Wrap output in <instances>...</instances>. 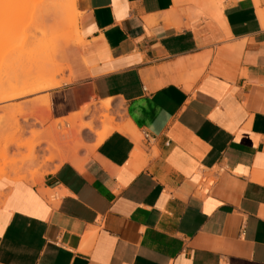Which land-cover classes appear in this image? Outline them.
<instances>
[{"label":"crops","instance_id":"0c3cea01","mask_svg":"<svg viewBox=\"0 0 264 264\" xmlns=\"http://www.w3.org/2000/svg\"><path fill=\"white\" fill-rule=\"evenodd\" d=\"M75 6L73 77L46 109L110 98L139 139L0 179V264H264V0Z\"/></svg>","mask_w":264,"mask_h":264},{"label":"rangeland","instance_id":"374dc122","mask_svg":"<svg viewBox=\"0 0 264 264\" xmlns=\"http://www.w3.org/2000/svg\"><path fill=\"white\" fill-rule=\"evenodd\" d=\"M51 1L0 0V178L42 177L63 161L65 121L52 118L45 101H48L49 90L71 82L73 77L67 54L70 46L77 45V39L76 29L70 26L67 15L73 9L78 11L74 2L62 10L64 13L53 15L55 2ZM22 5L25 6L23 10ZM58 80L60 83L56 87L14 99L11 97L24 85L43 86ZM97 105L98 102H91L89 112L78 121L79 125L94 117ZM33 110L39 114L40 121L24 117ZM107 113L113 115L116 123L121 116L120 109L114 106ZM94 123V129L100 131L106 121L94 120ZM81 139L82 147L76 152L78 162L94 150L96 142L93 131L88 128L82 130ZM59 152L62 153L60 158ZM50 155L53 158L47 160ZM25 181L34 184L32 179Z\"/></svg>","mask_w":264,"mask_h":264},{"label":"bare ground","instance_id":"6f19581e","mask_svg":"<svg viewBox=\"0 0 264 264\" xmlns=\"http://www.w3.org/2000/svg\"><path fill=\"white\" fill-rule=\"evenodd\" d=\"M42 1V0H41ZM53 1L55 3H53ZM54 5V9H53V15L54 14H59L62 10H64L65 7H70V5H73L75 0H52L51 1ZM22 8V9H21ZM19 8L21 10H23L25 8V6L22 5V7ZM20 10V11H21ZM48 10V9H46ZM49 11V10H48ZM23 12V11H22ZM63 12V11H62ZM48 13V12H47ZM64 13V12H63ZM78 12H75V10L73 9L68 15V19L70 20V26L72 27H75L76 29V24H77V16H78ZM77 30V29H76ZM75 30L76 32V36L77 38L78 37V34H77V31ZM3 57V56H2ZM60 83V80L58 81H52V82H49L47 85H35V86H26L24 85V87L20 90H18V92L16 91V93H12L11 96L12 98H17V97H22L23 95H26V94H33V93H36V92H39L41 90H45V89H48V88H52V87H55L57 86L58 84ZM10 97V98H11ZM13 98V99H14ZM111 107V99L108 98V99H104V100H101L97 106V110L95 109V112H94V117L86 122L85 124H82V125H79L78 124V121L81 120L82 116L86 113L89 112V105H86L81 112H77L73 115H71L69 118H65L64 121H65V128L66 130H64V132H66V137H65V146L67 147V145L69 146V143H73L75 145V150H77L78 147L82 146V130L84 128H88L89 130L91 131H94L97 135V141H96V144H99L110 132H112L113 130H117V129H120V128H124L127 132H129L130 134H132V136H134L135 138L138 139V133H137V130L135 129V127H133L130 123H126L124 126H119L117 123L114 122V117L113 115H110L109 113H107V111L109 110V108ZM35 112V111H34ZM39 114L37 113H31L29 114L26 118H34L35 120H39L40 121V118L38 116ZM101 116H103L104 118L101 119ZM94 120H101L103 123L106 121V124L105 126L103 127L102 131L101 132H97L94 128H95V123H94ZM62 122V121H60ZM72 130H74V134L72 135ZM38 145V144H37ZM51 145V144H50ZM54 145V144H53ZM55 146V145H54ZM51 147V146H50ZM49 147V148H50ZM56 148V147H55ZM59 150V149H58ZM61 152V151H60ZM60 152L57 154L60 158ZM60 154V155H59ZM62 157V156H61ZM53 158L52 155L50 156H47L46 159L47 160H51ZM45 159V160H46ZM23 166V165H22ZM15 168V167H14ZM23 170V169H20V171ZM26 171V169H25ZM17 172V170H16ZM2 173V172H1ZM8 173V172H7ZM22 173V172H21ZM34 171L31 172V174L33 175ZM17 174V173H16ZM20 175V174H19ZM18 175V176H19ZM27 175V174H26ZM5 176H10L8 174H6ZM23 176V175H22ZM5 178V177H4ZM0 179H3V178H0ZM6 179H9V180H12V181H19L20 179L16 178V179H13L11 177L6 178Z\"/></svg>","mask_w":264,"mask_h":264}]
</instances>
